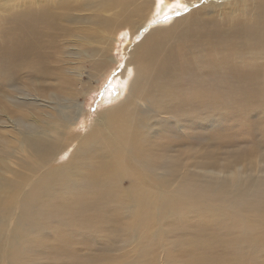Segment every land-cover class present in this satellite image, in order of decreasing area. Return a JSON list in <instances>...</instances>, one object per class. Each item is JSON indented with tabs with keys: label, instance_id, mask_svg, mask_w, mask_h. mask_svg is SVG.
Returning <instances> with one entry per match:
<instances>
[{
	"label": "bare ground",
	"instance_id": "1",
	"mask_svg": "<svg viewBox=\"0 0 264 264\" xmlns=\"http://www.w3.org/2000/svg\"><path fill=\"white\" fill-rule=\"evenodd\" d=\"M261 74L264 0H0V95H18L4 105L17 110L0 113L20 118L0 129V264H97L99 249L69 250L78 232L128 238L134 258L121 264H264L257 160L239 157L227 180L202 181L190 171L193 130L180 124L205 125L243 88L263 106L253 97ZM108 79L117 90L101 93L89 120V97ZM181 150L185 161L173 157ZM212 156L197 152L206 166ZM45 228L56 240L35 244L40 256L12 260Z\"/></svg>",
	"mask_w": 264,
	"mask_h": 264
},
{
	"label": "rangeland",
	"instance_id": "2",
	"mask_svg": "<svg viewBox=\"0 0 264 264\" xmlns=\"http://www.w3.org/2000/svg\"><path fill=\"white\" fill-rule=\"evenodd\" d=\"M175 13H178V11H174L171 14H175ZM167 15L169 14H164L161 16V18ZM154 17L155 18L153 21H158L157 19L160 18L157 15H155ZM150 27L151 26L147 25L143 31L150 30ZM77 41L78 40H75L74 43L76 47H78ZM124 44H125V39L122 40L121 43L119 44L118 53H116L119 67L121 66L122 49L124 47ZM94 67L98 68L96 65H94ZM121 68H123V66H121ZM183 75L184 74L180 76V79L178 81L181 82V89L186 90L187 83ZM217 76L219 75L217 74ZM230 76L233 77L232 74H230ZM211 77H215V76L211 75ZM83 81L84 83H86V85H88V83L94 84V79L89 80V78H87L86 76H84ZM111 81H112L111 79L106 80L104 84L101 85L100 87L101 90H99L96 94L89 97V101H88L89 105L86 108L91 114L89 120L95 117L94 114L97 111V107L100 106V101L102 99L101 93L104 92L108 88V86H111L112 89L114 88L113 82ZM218 85H219L217 86L218 88L230 87L229 85L225 86L226 84L223 85V83H218ZM115 89L117 90V88L113 89L114 92L116 91ZM242 90L243 92L239 93L238 95H232V93L230 94L227 93L230 98L229 100L233 102L234 105L231 104L230 106H228V108H224L223 110L221 111L219 110L217 112H214V108L211 109V112L213 111L214 113H211L207 116L206 120L208 121L205 123V125L203 123V126L200 127V118L197 120L196 125L193 128L186 125L185 123H180L184 125V127H186L187 130L189 131L193 130L191 133L194 135L192 136L193 138L192 147L194 149V165L190 171L196 173L199 172L202 173L204 175L202 181L214 182V181H220L222 179L227 180L228 176L234 170L236 166V160L239 157H241L239 160L240 162H243V165L246 164V162H248L249 159L251 158H254V160L256 159L258 163L254 165L253 170H257V174H261L260 176H264V105L263 106L257 105L255 104V101L250 98L245 99L246 96L251 93H249V90L247 88H243ZM16 96L18 95L14 91V86H11L9 89L6 90L5 96H3V94L0 95V102H1L0 106L5 107L4 105L7 104V98L15 99ZM253 97L256 99L264 98V77L262 74L259 77L258 86L253 93ZM212 99L216 101L215 97ZM35 104L38 105L36 100H35ZM5 108L11 110H17L14 107H9V108L5 107ZM188 108L193 109V106L192 105L188 106ZM49 110L53 111L52 109ZM218 112L221 114H218ZM5 116H7L8 119ZM212 116H214V118ZM19 119H20L19 117L14 115H2L0 113V129L17 128L19 126L18 125ZM24 127L25 126H22L20 130L24 131ZM66 134L68 138V146L75 144L77 138H75L74 132H68L66 130ZM172 136L174 135L172 134ZM184 138L187 139L189 137L186 136ZM173 140L174 138L171 139L172 141L171 143H173ZM187 144H191V142L187 141ZM182 145L184 144L181 143L178 146H182ZM204 151L213 153V156L211 157L210 161L207 163V166L205 165L204 162H199L197 158V152H204ZM233 152H237L238 154L233 158H229L232 155H235ZM176 155L182 158L183 161H185L186 155L185 152H183V150H181L180 153L175 154L173 157H175ZM242 168L243 169L241 170L238 169V172L245 173L244 176L249 175L248 168L246 166H243ZM207 170L211 172L208 173V175L206 174ZM48 207L49 205L47 198L44 202H41L39 204L37 210L43 211ZM53 234L54 232L50 228H45L44 232L42 231L35 232L31 236V242L28 245L23 246L20 252L12 257V260L15 259L16 257L22 258L20 257L22 255V252H26V251L32 252L37 257L40 256L41 252H43L44 249L39 248V250H36L35 244H37L40 241H45L48 247V244H50L52 240H56ZM111 238H113V240H109L104 243L94 233L78 232L77 234H72V242L69 244V250H71V252L78 251L83 256H85L91 252H94V250L99 249L98 253L97 252L93 253L95 257L99 258V262L97 264H121V262L124 259L127 260L128 262L131 261L134 258V256L132 254L128 260V238L125 237H116V238L111 237ZM124 241L127 242L122 244ZM87 243L90 244L89 245L90 247L88 246ZM113 244L118 249L117 253L114 254V256H112V254L108 252V251L113 252V250L115 249ZM96 245L98 246V248L97 247L93 248ZM54 258L55 256H52V259ZM62 259L63 260L61 261V263H51V264H84V261L75 262L76 260L70 261L69 259L67 260L65 258ZM64 261H66V263ZM68 261L70 263H68ZM85 264H90V263H88L87 261V263Z\"/></svg>",
	"mask_w": 264,
	"mask_h": 264
},
{
	"label": "snow or ice",
	"instance_id": "3",
	"mask_svg": "<svg viewBox=\"0 0 264 264\" xmlns=\"http://www.w3.org/2000/svg\"><path fill=\"white\" fill-rule=\"evenodd\" d=\"M160 2H163V0H160Z\"/></svg>",
	"mask_w": 264,
	"mask_h": 264
}]
</instances>
